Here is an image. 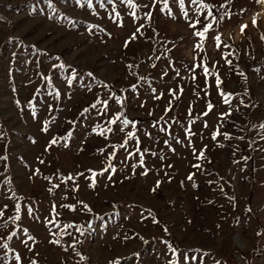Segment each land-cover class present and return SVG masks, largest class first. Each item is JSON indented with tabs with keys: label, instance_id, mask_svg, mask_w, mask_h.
Wrapping results in <instances>:
<instances>
[{
	"label": "rangeland",
	"instance_id": "rangeland-1",
	"mask_svg": "<svg viewBox=\"0 0 264 264\" xmlns=\"http://www.w3.org/2000/svg\"><path fill=\"white\" fill-rule=\"evenodd\" d=\"M260 9L0 0V264H264Z\"/></svg>",
	"mask_w": 264,
	"mask_h": 264
},
{
	"label": "snow or ice",
	"instance_id": "snow-or-ice-1",
	"mask_svg": "<svg viewBox=\"0 0 264 264\" xmlns=\"http://www.w3.org/2000/svg\"><path fill=\"white\" fill-rule=\"evenodd\" d=\"M129 2H130V0H129ZM183 2V0H181V3ZM257 2H264V0H257ZM193 3H197V0H193ZM201 6L202 7H207V5H203V4H201ZM209 15H211V13H209ZM227 15V14H226ZM224 17L223 16H221L220 17V19H223ZM253 24H255V19H253ZM194 26V25H193ZM212 27V25L211 24H208V25H206L205 26V28H204V30L203 31H199V32H195L194 33V35H197V36H199V37H201V39H203L204 38V36H205V33L208 31V29L209 28H211ZM247 27V25H241V33H243V31H244V29ZM217 42H219L220 41V36L219 35H217L215 38H214ZM217 46L219 47V43L217 44ZM197 47H201V45H197ZM227 102V101H226ZM112 122H115V121H112ZM125 123H127V121H125ZM132 134L131 133H129V136H131ZM52 143H55V140H53V142ZM189 179H191V176L189 177ZM85 207H87V205H85ZM17 259H19V257H17ZM193 259H195V258H193ZM117 264H118V261H117Z\"/></svg>",
	"mask_w": 264,
	"mask_h": 264
},
{
	"label": "bare ground",
	"instance_id": "bare-ground-1",
	"mask_svg": "<svg viewBox=\"0 0 264 264\" xmlns=\"http://www.w3.org/2000/svg\"><path fill=\"white\" fill-rule=\"evenodd\" d=\"M261 3V9L259 10V12L254 13V16H257L260 18H264V2H260Z\"/></svg>",
	"mask_w": 264,
	"mask_h": 264
}]
</instances>
